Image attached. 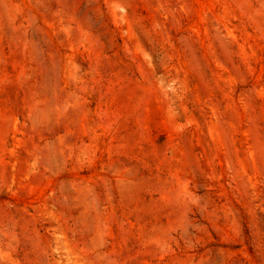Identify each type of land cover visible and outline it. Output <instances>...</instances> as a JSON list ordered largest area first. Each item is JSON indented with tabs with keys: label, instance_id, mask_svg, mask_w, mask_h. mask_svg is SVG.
Segmentation results:
<instances>
[{
	"label": "rangeland",
	"instance_id": "rangeland-1",
	"mask_svg": "<svg viewBox=\"0 0 264 264\" xmlns=\"http://www.w3.org/2000/svg\"><path fill=\"white\" fill-rule=\"evenodd\" d=\"M0 264H264V0H0Z\"/></svg>",
	"mask_w": 264,
	"mask_h": 264
}]
</instances>
